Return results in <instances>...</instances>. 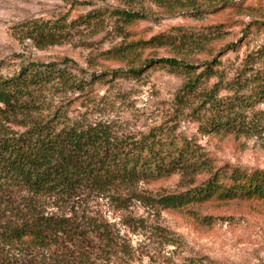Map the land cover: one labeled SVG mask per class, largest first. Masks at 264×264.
<instances>
[{
	"label": "rangeland",
	"instance_id": "374dc122",
	"mask_svg": "<svg viewBox=\"0 0 264 264\" xmlns=\"http://www.w3.org/2000/svg\"><path fill=\"white\" fill-rule=\"evenodd\" d=\"M180 1L171 9L167 0H0V77L54 65L83 87L36 91L44 117L198 149L199 170L87 190L78 204L114 223L142 264H264V200L178 209L159 202L202 186L217 170L264 171V0ZM40 26L55 43L40 41ZM161 59L188 67H147ZM224 115L237 119L236 130L211 128Z\"/></svg>",
	"mask_w": 264,
	"mask_h": 264
},
{
	"label": "trees",
	"instance_id": "16d2710c",
	"mask_svg": "<svg viewBox=\"0 0 264 264\" xmlns=\"http://www.w3.org/2000/svg\"><path fill=\"white\" fill-rule=\"evenodd\" d=\"M167 2L171 9L183 6L180 0ZM121 14L129 20L138 18ZM37 29L40 41L54 42L53 35H44L48 28ZM156 64L188 67L176 59L151 60L147 67ZM196 80L190 79L185 91H193ZM51 83L83 87L67 71L47 64L27 66L11 78L0 77V264H142L114 223L77 208L78 204L87 190L105 191L199 170L204 163L198 149L188 142L180 147V142L152 136L123 139L101 123L69 124L57 114L46 118L37 111L34 93ZM226 116L218 117L211 128L236 130L237 119ZM7 123L23 131L12 133ZM213 200H264V171L217 170L202 186L159 202L178 209Z\"/></svg>",
	"mask_w": 264,
	"mask_h": 264
}]
</instances>
